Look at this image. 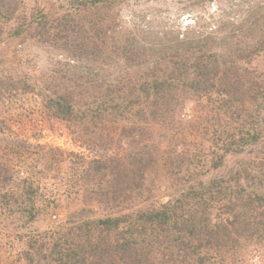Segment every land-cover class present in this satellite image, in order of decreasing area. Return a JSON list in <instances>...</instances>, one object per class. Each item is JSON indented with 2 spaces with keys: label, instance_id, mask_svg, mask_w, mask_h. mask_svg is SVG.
I'll list each match as a JSON object with an SVG mask.
<instances>
[{
  "label": "trees",
  "instance_id": "1",
  "mask_svg": "<svg viewBox=\"0 0 264 264\" xmlns=\"http://www.w3.org/2000/svg\"><path fill=\"white\" fill-rule=\"evenodd\" d=\"M1 1L0 44L4 33L25 34L64 53L67 62L48 73L27 70L16 58L3 66L0 59V134L2 125L34 110L48 124L85 128L123 118L119 141L132 154L90 161L80 203L38 237L35 224L41 214L55 220L54 205L37 208L35 183L16 182L11 166L0 161V202L14 206L22 217L17 227L32 233L23 264H261L264 146L256 147L264 138L263 6L208 31L145 32L118 28L126 0H55L53 15L43 5L17 14L16 1ZM81 15L94 31L87 40L67 36ZM10 19L18 23L5 32L2 23ZM86 55L103 65L83 71L78 62ZM189 101L198 119L227 113L240 136L225 127L223 145L207 152L189 132L200 125L195 116L181 114ZM249 149L253 156L227 167L229 155Z\"/></svg>",
  "mask_w": 264,
  "mask_h": 264
},
{
  "label": "rangeland",
  "instance_id": "2",
  "mask_svg": "<svg viewBox=\"0 0 264 264\" xmlns=\"http://www.w3.org/2000/svg\"><path fill=\"white\" fill-rule=\"evenodd\" d=\"M3 1L7 2V0ZM13 1L20 5L17 14L27 15L39 5L47 7L53 15L59 4L55 0ZM192 3H196L195 0H126L120 6L117 25L121 30L136 27L145 32L165 29L184 32L188 27L195 29L194 31H197L196 29L208 31L228 19L238 23L248 15L249 10L252 11L260 6L264 8V0H206L200 4ZM3 17L1 16L0 19L3 20ZM17 23L16 19H10L3 21L2 27L6 32ZM91 26V21L81 15L74 21L72 34L67 36L81 40L82 37H88L89 33L94 32ZM24 35L5 38L4 33V39L0 44V59L5 60L3 66H9V62L16 58L27 70L36 68L49 73L56 62H67L64 53L50 51V44L39 43ZM250 40L255 43L252 38ZM87 57L86 55L78 62L83 71L103 65L101 60L87 61ZM59 67L62 69V65ZM114 70L115 66H113ZM215 88L217 87L211 86V93L216 90ZM193 105L194 103L190 101L184 103L181 114L187 117L195 116L193 123L200 125L198 128L190 126L189 132L192 138L204 142L207 152L223 145L227 139L225 127L233 132L231 137L240 136V126L234 125L227 113L220 119L214 120L212 115L216 114V111L209 110L207 117L204 118L205 115L202 114V118L198 119L199 111L193 108ZM34 111H29V114L20 120L8 121V124L2 125L5 131L0 134V161L11 166L16 182L29 179L35 183L38 188V196L35 198L37 208L54 205L55 215L52 217L55 220L51 221L47 216L49 214L46 213L41 214L35 224L38 230L34 233L38 237V233L55 228L59 222L64 223L69 212L80 203L85 186L86 169L90 161L100 157L101 154L124 155L126 159H130L132 154L119 141L120 131L125 123L123 118L117 120L109 117L98 127L91 125L85 128L59 120H53L48 124L39 111ZM26 112L28 113V110ZM153 132L156 134L157 131ZM98 140L101 143H98ZM263 146L264 138L261 146L258 145L256 148ZM254 153V150L249 149L244 153L229 155L227 167L229 165L237 167L239 158H248ZM226 169V167L222 168V170ZM17 187L18 185L13 184L10 190H16ZM26 204L27 201L23 206ZM11 208L3 206L0 202V264H23L22 252L27 247L29 235L32 233L28 229L25 231L17 227L22 217L18 212L11 211ZM259 252L255 251L254 257L258 258ZM260 260L261 264H264V254Z\"/></svg>",
  "mask_w": 264,
  "mask_h": 264
}]
</instances>
